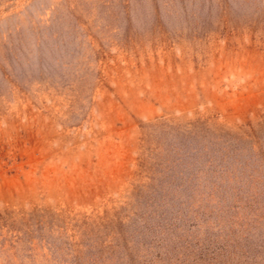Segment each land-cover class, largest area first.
Listing matches in <instances>:
<instances>
[{
  "label": "rangeland",
  "instance_id": "obj_1",
  "mask_svg": "<svg viewBox=\"0 0 264 264\" xmlns=\"http://www.w3.org/2000/svg\"><path fill=\"white\" fill-rule=\"evenodd\" d=\"M0 264H264V0H0Z\"/></svg>",
  "mask_w": 264,
  "mask_h": 264
}]
</instances>
